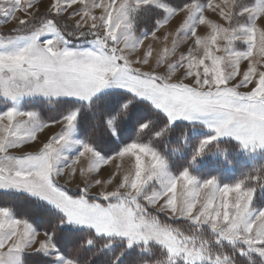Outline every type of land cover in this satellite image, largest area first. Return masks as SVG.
Instances as JSON below:
<instances>
[{
    "label": "snow or ice",
    "instance_id": "obj_1",
    "mask_svg": "<svg viewBox=\"0 0 264 264\" xmlns=\"http://www.w3.org/2000/svg\"><path fill=\"white\" fill-rule=\"evenodd\" d=\"M10 20L0 264H264V0H0Z\"/></svg>",
    "mask_w": 264,
    "mask_h": 264
},
{
    "label": "trees",
    "instance_id": "obj_2",
    "mask_svg": "<svg viewBox=\"0 0 264 264\" xmlns=\"http://www.w3.org/2000/svg\"><path fill=\"white\" fill-rule=\"evenodd\" d=\"M229 147H231V145H229L227 143L221 144V148H229ZM213 162H214V157L209 156L205 161H203V165L201 166V170H206V171H209L213 174L220 176L222 181L225 183L230 182V180L232 178H234L235 176H238L239 172L241 170L248 171L250 169V167L253 166V163H256V164L260 163L259 160L253 162L250 160V158L248 156L241 154L237 158L236 169L233 172H223V169H221L218 165L217 166L211 165V164H213ZM247 164H248V167L240 169L241 165H247ZM256 206L259 207L261 205L258 204Z\"/></svg>",
    "mask_w": 264,
    "mask_h": 264
},
{
    "label": "rangeland",
    "instance_id": "obj_3",
    "mask_svg": "<svg viewBox=\"0 0 264 264\" xmlns=\"http://www.w3.org/2000/svg\"><path fill=\"white\" fill-rule=\"evenodd\" d=\"M47 2V0H35V6L36 8L40 9L41 11L43 10L44 4ZM18 16H23V13H17ZM211 15V14H209ZM215 18V17H212ZM179 23V18H174L171 22L172 25V29H175L178 26ZM16 26V21L15 20H10L7 24H0V31H3L5 34L7 33L8 30L12 29L13 27ZM143 27V25H141V28ZM201 32L204 31L203 28L200 29ZM72 43L73 44H78L80 43L79 40L76 39H72ZM154 47L159 48L160 45L157 43L154 45ZM155 60V54L152 57V61L154 62ZM162 71V69H161ZM190 82V81H189ZM42 114H47V110H42ZM56 129L53 128L52 131H55ZM73 191H79V189H71Z\"/></svg>",
    "mask_w": 264,
    "mask_h": 264
}]
</instances>
